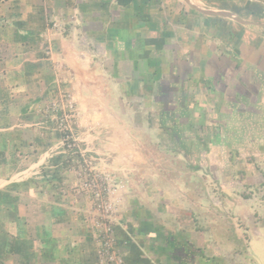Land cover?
Returning a JSON list of instances; mask_svg holds the SVG:
<instances>
[{
	"label": "crops",
	"instance_id": "0c3cea01",
	"mask_svg": "<svg viewBox=\"0 0 264 264\" xmlns=\"http://www.w3.org/2000/svg\"><path fill=\"white\" fill-rule=\"evenodd\" d=\"M166 83L170 112L196 117L204 148L213 136L264 175V0H0V264H108L75 175L56 167L44 178L58 160L44 107L71 95L82 146L101 150L125 126L91 114L118 116L138 97L160 109ZM140 162L155 168L148 158L121 167L141 174ZM137 193L115 195L124 264H192L195 247L224 241L196 230L191 210L169 207L162 219Z\"/></svg>",
	"mask_w": 264,
	"mask_h": 264
},
{
	"label": "rangeland",
	"instance_id": "374dc122",
	"mask_svg": "<svg viewBox=\"0 0 264 264\" xmlns=\"http://www.w3.org/2000/svg\"><path fill=\"white\" fill-rule=\"evenodd\" d=\"M111 84L114 85L113 82ZM68 99L75 101L77 106V101L71 95H67L64 101L52 103L65 104ZM152 102L155 104V99L128 98L124 101L125 112L118 116L107 110L106 115L91 114L90 121L123 124L124 130H118L112 135L120 143L97 150L88 145L82 146L83 141L79 140L80 147L88 149L94 155L99 153L107 156L113 171L128 178L123 189L131 192L130 195L134 197L139 195L137 190H140V205L145 203L144 205L152 209L158 207L156 212L160 218H166V209L169 207L172 212L184 207L194 213L196 230L200 229L208 237L218 236L224 239L223 242L218 240L219 243L210 241L207 251L202 252L201 248L195 247L192 250L194 257L188 259L190 263L203 261L202 264H264L263 171L254 165L249 166L251 163L243 157L235 156L236 147L215 142L213 136L210 140L212 149L204 148L201 145L203 142L200 128L196 127V117L170 112L178 109L173 93L169 96L165 110V104L162 103L159 109L158 104L150 105ZM76 117L73 131L80 137L76 131L80 119L79 111ZM42 121L47 122L44 132L57 137V141L48 147L47 152L54 155V158L58 157L55 162H46L48 165L44 178L54 177L51 172L54 168L51 165H59L62 173L72 171L77 178V192L91 201L79 190V153L72 155L74 162L64 160L62 153H59L61 150L58 149L64 134L58 132L56 120L47 117V113H44ZM188 121L193 124L187 125ZM140 139L145 145L140 144ZM116 154H121L120 159L124 160V164L115 163ZM146 158L155 165V168H150V172L146 173L147 169L142 168L141 162L137 170H145L141 174L136 175V172L121 167L135 166V160L137 166L138 161ZM258 158L263 159V155H258ZM240 167L245 168L246 172L240 173ZM135 176L140 178L137 188L134 186L137 183ZM131 184L133 187L129 186ZM237 234L240 238H237Z\"/></svg>",
	"mask_w": 264,
	"mask_h": 264
},
{
	"label": "built area",
	"instance_id": "2783aa9c",
	"mask_svg": "<svg viewBox=\"0 0 264 264\" xmlns=\"http://www.w3.org/2000/svg\"><path fill=\"white\" fill-rule=\"evenodd\" d=\"M53 28L58 29V22H54ZM45 114L51 120H56L58 132L64 134L58 146L63 159L74 162L75 153H79L80 159L78 175L80 177L79 190L92 202L95 210L94 236L101 247V261L108 264H124L115 237V216L119 212V200L116 193L125 186L124 174H118L111 168L107 156L89 153L88 149H82L79 145L80 137L73 131L76 124L78 107L72 99L63 103H52L44 107ZM45 123V124H44ZM42 124L47 125L44 121ZM54 156V155H53ZM52 156V157H53ZM55 168L59 165H51Z\"/></svg>",
	"mask_w": 264,
	"mask_h": 264
},
{
	"label": "trees",
	"instance_id": "16d2710c",
	"mask_svg": "<svg viewBox=\"0 0 264 264\" xmlns=\"http://www.w3.org/2000/svg\"><path fill=\"white\" fill-rule=\"evenodd\" d=\"M160 97H161V101H162V103L163 104H165V106H164V110H165V107H166V104H167V101H168V99H169V83H166V84H164L163 86H162V90H161V95H160ZM166 129L168 128V127H165Z\"/></svg>",
	"mask_w": 264,
	"mask_h": 264
},
{
	"label": "water",
	"instance_id": "95a60500",
	"mask_svg": "<svg viewBox=\"0 0 264 264\" xmlns=\"http://www.w3.org/2000/svg\"><path fill=\"white\" fill-rule=\"evenodd\" d=\"M212 12H213V11H206V13H209V14L212 13Z\"/></svg>",
	"mask_w": 264,
	"mask_h": 264
}]
</instances>
